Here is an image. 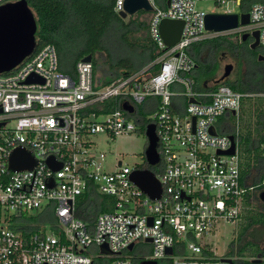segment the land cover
Returning a JSON list of instances; mask_svg holds the SVG:
<instances>
[{
  "label": "built area",
  "instance_id": "2783aa9c",
  "mask_svg": "<svg viewBox=\"0 0 264 264\" xmlns=\"http://www.w3.org/2000/svg\"><path fill=\"white\" fill-rule=\"evenodd\" d=\"M16 1L0 0V6ZM149 1L155 9L148 13V31L157 56L142 69L103 84L95 80L93 60H80L73 72H65L55 45L45 44L0 73V264H248L254 259L218 256L209 238L221 223L239 219L251 189L242 182L238 126L217 127L220 117L239 114L246 94L224 83L199 89L190 48L220 34L242 37L258 30L264 50V3L251 5L249 24L209 32L199 0H170L165 8ZM231 1L242 2L217 0L219 5ZM124 3L116 1L118 13ZM163 19L184 21L174 45L162 37ZM32 76L42 81L28 82ZM154 98L159 103H151ZM131 117L155 124L160 161L130 167L119 160L109 168L93 136L131 132L136 129ZM233 142L235 152L225 153ZM17 148L30 154L32 167H11ZM145 169L161 184L158 198L132 179L134 171ZM99 196L105 197V209L82 219L85 202ZM42 212L52 213L55 222L39 223L28 234L12 227L13 219ZM103 244L110 253L101 251ZM138 245L149 246L151 253L134 252Z\"/></svg>",
  "mask_w": 264,
  "mask_h": 264
},
{
  "label": "trees",
  "instance_id": "16d2710c",
  "mask_svg": "<svg viewBox=\"0 0 264 264\" xmlns=\"http://www.w3.org/2000/svg\"><path fill=\"white\" fill-rule=\"evenodd\" d=\"M116 1L28 0L37 20L36 48L45 44L55 45L61 69L65 72H73L78 61L92 54L94 71H96V53L109 50L105 42H107L109 32L117 26L121 30L120 36L124 44L132 49H141L147 56L146 64L151 62L157 56V52L150 35L146 39L147 43L143 45L138 40H134L131 37L133 33L131 21H127L115 10ZM242 1L247 2L243 11H249L251 7V5L248 6L249 0ZM166 6L162 5V8ZM148 13L145 11L147 19L144 24L147 29H149ZM237 44L232 34L217 35L192 44L190 53L197 63L193 74L199 89H212L217 83H224L235 91L246 94L241 104L244 121L238 118L234 128L238 126L241 139L239 146L242 147V182L251 189L244 196L242 211L237 220L238 226L242 228V239H240L241 243L238 245L236 254L241 257L264 260V243L255 249L246 237H243L246 232L256 226L264 227V204L259 197L260 192L264 190V83L253 87L244 76L235 80L230 79V76L222 79L220 55L231 52L235 57ZM240 44L245 43L240 42ZM108 57L112 61V66L116 68V73L103 81V84H108L122 75L137 70L133 59L129 56L114 60L109 53ZM159 101L160 99L156 98V103ZM139 111L143 117L140 109ZM232 129L233 126L226 130L232 131ZM104 198L103 196L90 198L88 203L85 202L83 208L80 209L79 216L84 220H91L100 210L105 209ZM43 222L53 223L55 216L44 212L31 216L24 215L22 218L13 219L12 227L24 230L28 234L37 231L38 224ZM247 263L255 264L251 261Z\"/></svg>",
  "mask_w": 264,
  "mask_h": 264
},
{
  "label": "rangeland",
  "instance_id": "374dc122",
  "mask_svg": "<svg viewBox=\"0 0 264 264\" xmlns=\"http://www.w3.org/2000/svg\"><path fill=\"white\" fill-rule=\"evenodd\" d=\"M262 2L264 0H249L248 3ZM166 3V0H155V4L162 8V5ZM247 2H228L226 4L219 5L217 0H199L198 7L204 10L206 13L216 12H232L240 13L245 7ZM145 11L140 10L133 16H127L126 20L131 21V28L133 33L131 37L134 40H138L140 44L147 43L146 39L149 36V31L144 22L146 17L143 16ZM121 30L119 27H114L107 36L105 42L108 47V51H99L96 53L97 69L95 71V80L101 79V83L111 78L116 73V68L112 66V61L109 60V53L113 56L114 60L119 57L129 56L135 63L137 70L142 69L146 64L147 56L141 49H132L127 47L121 39ZM220 35H229L220 34ZM233 39L237 42L235 49V57L229 53H222L220 55L221 70L220 75L224 73L225 66L229 63L234 65V70L230 75V79L241 78L244 76L253 87L260 86L264 83V60H259V53L249 49L245 44H240L241 37L232 34ZM139 109L145 119H148L149 112L143 110V106L139 105ZM144 111V112H143ZM239 120L244 121V115L240 110L239 115H231L228 117L224 115L217 120V127L225 122L235 124ZM135 121L136 129L124 134L112 135L109 133H98L93 136V140L96 144L98 151L105 152L107 155L108 167L112 168L120 160L123 164H127L130 167L139 165L140 167L146 166L145 150L148 145V139L146 136V122H138L134 117H131ZM242 152V147L240 146ZM238 221L234 223L223 222L220 228L215 231V234L209 236L212 240V248L218 256H234L237 255L238 245L242 239V228L238 226ZM249 241L250 245L257 249L264 243V227L256 226L249 232H246L243 237ZM142 249V245H138L134 252H138L141 255H149L151 248L149 246Z\"/></svg>",
  "mask_w": 264,
  "mask_h": 264
},
{
  "label": "water",
  "instance_id": "95a60500",
  "mask_svg": "<svg viewBox=\"0 0 264 264\" xmlns=\"http://www.w3.org/2000/svg\"><path fill=\"white\" fill-rule=\"evenodd\" d=\"M169 5L170 0H168L167 6ZM154 9V6L149 0H125L124 9L120 14L126 18L127 16L135 15L140 10L152 12ZM250 22V13L248 11H241L240 13L211 12L207 13L205 16V26L206 30L209 32L230 31L236 29L240 25L249 24ZM183 27V20L163 19L161 21V34L167 45H174L180 40ZM36 32L37 20L34 12L29 6L28 0H18L0 6V73L14 69L27 56L33 53L36 48ZM259 36V31L256 30L253 33L243 34L241 39L246 40L248 37H251L252 43L250 44V48L258 49L260 48ZM258 58L259 60H264V52H260ZM82 60L92 61L93 55L88 54L83 57ZM233 70L234 65L232 63L227 64L222 79L229 77ZM35 80L42 81L41 78L32 76L28 79V82ZM124 108L129 112L134 111V108L130 106L129 103H125ZM233 114H235V112H233ZM211 131L216 133L214 127L211 128ZM146 136L148 139V145L145 150L146 160L149 165L154 166L160 161L158 136L156 134L155 124L150 123L146 126ZM231 139H233V136H231ZM235 147L236 144L233 142L231 149L225 153H234ZM33 165V158L25 150L17 148L14 151L11 158V167L13 169H24L32 167ZM131 176L133 181L152 198L160 197L162 187L151 169L136 170ZM259 197L264 204V190L260 192ZM151 241V239H147V242ZM129 248L132 249L133 246ZM101 251L103 253H110L106 244L101 245ZM169 253H172L171 249H169ZM262 261L261 258H254L252 260L255 264H261ZM143 263L157 264V262Z\"/></svg>",
  "mask_w": 264,
  "mask_h": 264
},
{
  "label": "flooded vegetation",
  "instance_id": "af4514ba",
  "mask_svg": "<svg viewBox=\"0 0 264 264\" xmlns=\"http://www.w3.org/2000/svg\"><path fill=\"white\" fill-rule=\"evenodd\" d=\"M241 42L247 44V46L250 47V44L252 43V38L251 37H248L246 40H242L241 39ZM252 49V48H251ZM254 50V52L256 53H260V52H264V50H262L261 48H258V49H252Z\"/></svg>",
  "mask_w": 264,
  "mask_h": 264
},
{
  "label": "crops",
  "instance_id": "0c3cea01",
  "mask_svg": "<svg viewBox=\"0 0 264 264\" xmlns=\"http://www.w3.org/2000/svg\"><path fill=\"white\" fill-rule=\"evenodd\" d=\"M255 3V2H254ZM262 3V2H261ZM168 4V0H166V3L164 5ZM253 3H248V6L252 5ZM243 11V10H242ZM144 17H147V15L143 14ZM149 53V52H148ZM156 102V98L152 99L151 103H155ZM152 108V105H151Z\"/></svg>",
  "mask_w": 264,
  "mask_h": 264
}]
</instances>
